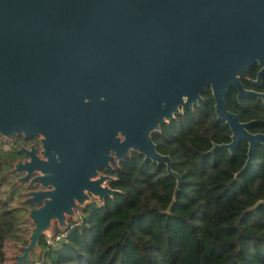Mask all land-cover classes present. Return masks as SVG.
Masks as SVG:
<instances>
[{
	"label": "water",
	"instance_id": "water-1",
	"mask_svg": "<svg viewBox=\"0 0 264 264\" xmlns=\"http://www.w3.org/2000/svg\"><path fill=\"white\" fill-rule=\"evenodd\" d=\"M264 74V0H0V137H39L12 172L29 189L33 224L13 264H31L42 239L79 221L78 211L118 190L111 174L133 152L170 175L153 135L211 89L230 127L231 151L252 133L227 105L241 75ZM38 186V189L35 187ZM177 192L175 199L177 197Z\"/></svg>",
	"mask_w": 264,
	"mask_h": 264
},
{
	"label": "trees",
	"instance_id": "trees-1",
	"mask_svg": "<svg viewBox=\"0 0 264 264\" xmlns=\"http://www.w3.org/2000/svg\"><path fill=\"white\" fill-rule=\"evenodd\" d=\"M227 103L239 111L229 97ZM244 106L242 120L256 118L252 130L264 132V105ZM153 138L182 177L178 192L165 164L133 152L111 173L118 192L81 209L57 245L43 238L32 264H264V145L248 167L247 142L233 151L215 148L230 143L232 132L218 119L211 90ZM8 163H0V264L7 261V242L23 238L27 212L24 202L12 207L3 190Z\"/></svg>",
	"mask_w": 264,
	"mask_h": 264
},
{
	"label": "flooded vegetation",
	"instance_id": "flooded-vegetation-1",
	"mask_svg": "<svg viewBox=\"0 0 264 264\" xmlns=\"http://www.w3.org/2000/svg\"><path fill=\"white\" fill-rule=\"evenodd\" d=\"M262 68L263 67L259 63H255L252 67H250L247 71H245L241 75V83L243 84L244 88L247 91H253V92L263 93L264 94V74L261 77L260 81L258 82L259 73L262 70ZM208 90H211V89L208 88ZM227 97H229V100H230L231 104L235 105L236 106L235 108L237 110H239V111L235 112L234 110H231L228 107L229 110L232 113L237 114L240 117L242 122L250 124L249 127H248V130L250 132H252V133H264V132H254L252 130V127H253L254 123L257 121L256 118H252V119H249L247 121H243L241 116H240V111L244 112V110H245V106H244V102L245 101H250V102L252 101L253 103H255L257 105L262 103L264 105V97H259L257 95H253V94H247V95H243L242 98L240 99V97H239V89L237 87H235V86H231L228 89L227 96H226V101H227ZM227 105H228V103H227ZM0 140L6 141V142H8L10 144H14L16 146V148L12 152L13 156H14V159L13 160L11 159V161H10L11 164H10V167H9V171L11 172V176L13 175V176L16 177L14 182H16L17 185H20V188L23 189L20 195L23 197L21 202H24V199L26 198L25 193L29 190L26 187L27 186V182L26 183L19 182L18 179L20 177H22L23 174H17V173L12 172V168H13L14 163L17 160H19V159L20 160H25L26 159V155L22 151V149L24 147L29 149V148H31L32 145H35V146H37L38 149L41 148V143H40L39 137L35 136V137H32V138H28V139H26L24 137H15L14 140H12V141H9V140H6L5 138L0 137ZM1 162H2V160H0V163ZM38 188H39L38 186L35 187V189H38ZM25 204H26L27 211L30 208L37 207V206L29 204V203H25ZM25 214H27V212Z\"/></svg>",
	"mask_w": 264,
	"mask_h": 264
},
{
	"label": "rangeland",
	"instance_id": "rangeland-1",
	"mask_svg": "<svg viewBox=\"0 0 264 264\" xmlns=\"http://www.w3.org/2000/svg\"><path fill=\"white\" fill-rule=\"evenodd\" d=\"M17 145V144H16ZM16 148L14 144H10L6 141L0 140V160H8L9 162L11 159H14L13 151ZM6 167H10V164L6 165ZM7 168L3 171V176H8ZM10 182L7 183L5 186H3V190L6 191V195L8 197H12L11 199V205L12 207H16L20 205L21 200L23 197L20 195L22 192V188H20V185H17L15 181V176L10 175ZM93 202H98L97 200H94ZM84 214H81L83 216ZM26 216V215H25ZM33 224L30 220L24 221V223L21 224V231L20 235L23 237L19 240H9L6 244V253H7V261L5 264H13L16 259L15 256L17 254L21 253L20 245L27 244V236L31 233V228ZM32 264V263H31Z\"/></svg>",
	"mask_w": 264,
	"mask_h": 264
},
{
	"label": "built area",
	"instance_id": "built-area-1",
	"mask_svg": "<svg viewBox=\"0 0 264 264\" xmlns=\"http://www.w3.org/2000/svg\"><path fill=\"white\" fill-rule=\"evenodd\" d=\"M80 211L81 210L79 209V211H78L79 218H80ZM74 223H76V222H74ZM73 226L74 225H72V226L69 225V227H73ZM66 233H67V231L66 232H62L60 230L58 232L55 231L53 234L44 237L45 242L47 245L55 246L66 237Z\"/></svg>",
	"mask_w": 264,
	"mask_h": 264
}]
</instances>
